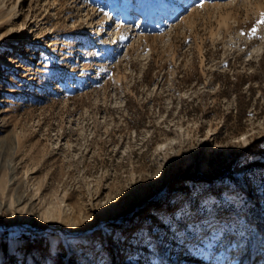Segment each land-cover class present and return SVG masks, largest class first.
<instances>
[{"label": "rangeland", "instance_id": "obj_1", "mask_svg": "<svg viewBox=\"0 0 264 264\" xmlns=\"http://www.w3.org/2000/svg\"><path fill=\"white\" fill-rule=\"evenodd\" d=\"M262 21L0 0V264H264Z\"/></svg>", "mask_w": 264, "mask_h": 264}, {"label": "bare ground", "instance_id": "obj_2", "mask_svg": "<svg viewBox=\"0 0 264 264\" xmlns=\"http://www.w3.org/2000/svg\"><path fill=\"white\" fill-rule=\"evenodd\" d=\"M123 3V2H122ZM201 3V2H200ZM198 4V3H197ZM132 13V12H131ZM113 18H110V20H109V22L106 24V26H112V24H114V22H113V20H112ZM105 28H102V29H100V30H98L97 31V35H98V37H104V36H106V33L105 32H107V31H105L104 30ZM231 216V215H230Z\"/></svg>", "mask_w": 264, "mask_h": 264}, {"label": "snow or ice", "instance_id": "obj_3", "mask_svg": "<svg viewBox=\"0 0 264 264\" xmlns=\"http://www.w3.org/2000/svg\"><path fill=\"white\" fill-rule=\"evenodd\" d=\"M262 23H264V21H262Z\"/></svg>", "mask_w": 264, "mask_h": 264}]
</instances>
